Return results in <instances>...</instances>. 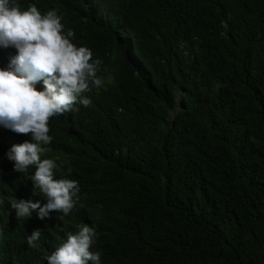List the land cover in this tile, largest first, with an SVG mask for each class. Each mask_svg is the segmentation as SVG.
Segmentation results:
<instances>
[{
  "label": "trees",
  "instance_id": "16d2710c",
  "mask_svg": "<svg viewBox=\"0 0 264 264\" xmlns=\"http://www.w3.org/2000/svg\"><path fill=\"white\" fill-rule=\"evenodd\" d=\"M14 2L56 10L102 84L41 145L78 182L67 216L17 218L15 199L46 196L5 156L31 136L0 125V264H47L83 224L100 264H264V0Z\"/></svg>",
  "mask_w": 264,
  "mask_h": 264
},
{
  "label": "clouds",
  "instance_id": "9594fccd",
  "mask_svg": "<svg viewBox=\"0 0 264 264\" xmlns=\"http://www.w3.org/2000/svg\"><path fill=\"white\" fill-rule=\"evenodd\" d=\"M61 20L56 10L42 15L34 4L22 10L14 0H0V47L16 53L7 67L0 68V125L31 136L30 141L13 145L5 156L18 173L34 166L32 188L36 195L46 196L43 205L38 200L15 199L10 207L17 218L30 217L33 211L40 220L52 212L67 216L80 191L77 181L54 178L57 164L41 158L45 151L41 145L52 141L51 117L70 112L77 103L90 106L91 100L82 94L89 82L102 84L97 77L102 61L94 60L87 47L72 43L74 31L65 33ZM41 234L40 229L33 230L27 243L33 245ZM95 237L94 228L81 225L46 257L47 264H100L101 253L90 250Z\"/></svg>",
  "mask_w": 264,
  "mask_h": 264
}]
</instances>
